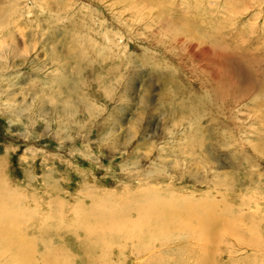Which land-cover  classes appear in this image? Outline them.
Segmentation results:
<instances>
[{
	"label": "rangeland",
	"instance_id": "obj_1",
	"mask_svg": "<svg viewBox=\"0 0 264 264\" xmlns=\"http://www.w3.org/2000/svg\"><path fill=\"white\" fill-rule=\"evenodd\" d=\"M244 1L0 0V207L37 259L54 245L79 262L73 243L82 264H144L143 246L188 264L174 225L164 245L94 244L155 193L181 212L226 201L224 222L264 233V1ZM66 98L76 116L58 115ZM230 244L264 264V247Z\"/></svg>",
	"mask_w": 264,
	"mask_h": 264
},
{
	"label": "bare ground",
	"instance_id": "obj_2",
	"mask_svg": "<svg viewBox=\"0 0 264 264\" xmlns=\"http://www.w3.org/2000/svg\"><path fill=\"white\" fill-rule=\"evenodd\" d=\"M233 9H235V8L232 7V10ZM203 41L204 40H202V42ZM190 48H192V47H190ZM208 50H210V49H208ZM217 57H218V55H217ZM69 96H71V95H69ZM73 97H74V95H73ZM67 99L68 98H66L63 101L64 105L62 104L63 108L61 109V111H59L57 109L58 115L61 116V115L65 114L66 116H76V112L78 110V108L75 107L76 103L74 101H69ZM49 101H51V100H49ZM87 101H85V99H84L82 105L85 107L86 110L92 112L93 111V105L91 104L92 102L89 104V102H87ZM71 103L73 104L74 107H72V108H74V109L68 108L69 105H71ZM84 107H82V108H84ZM149 195H150L151 199H150ZM149 195H148V197L151 200L150 201L151 207H149L144 214H141L142 212H139L138 216L135 219L132 216H127V218L129 217V219L125 218L124 220L126 222L123 225L115 223L116 225L114 227H113L112 223L107 224L105 226L102 223L104 226V231H107L109 234L114 233L113 234L114 239H113V241H111L112 239L108 240V236L107 237L102 236L100 238V241H99V239H97L98 241L96 240L97 242H95L94 244L95 245L100 244V249L104 250V249H106L107 246H110L111 248H113L114 245L115 246L116 245L125 246V243L127 242L128 239L131 240L129 242H135L134 238L137 236H141L142 234L156 233L157 236H159L161 238L160 244L164 245L166 240H170V237H168L164 234L166 231H169V230L172 231L171 226L174 225L177 228V230L179 231L180 236H182V238L187 237L190 240H194V242L192 243V248H191L192 251L190 250L189 254L187 253L189 255V257L187 258V261H185V262L188 264H239L242 261V259L235 255L236 251L234 252L232 247L230 246L231 245L230 243H232V242H233V246H234L233 248L236 249L237 245L240 244L241 245L240 248L246 249L248 251L252 250L253 253L260 251L264 247V243L262 244V242L264 241V235H263L264 233H262L258 227L254 228V226H256V224L252 228L253 229L252 236H248V235L246 236L244 234V232H242V230L240 229L241 227L239 228V225H236V223H235L236 220L237 221L239 220L238 217L236 218V216H232V217H230L231 218L230 222H228V223L224 222V220H226V219H224L225 216L222 213H227V211L229 210V207H224L221 204L223 202H226V201H222L220 204V202L219 203L209 202V201H206L207 199H205L204 202L200 205L190 206L188 212H181L180 210H177V206H175V204L173 202H171V200H169V198H166L163 196H161V198L157 197L160 195L157 193H155L153 196H151L152 194H149ZM140 201H141V199H140ZM144 203H145V201H144ZM147 206H149V205H147ZM141 207L143 208V205H141L140 208ZM59 211H61V210L59 209ZM239 211H241V210H239ZM7 214L8 213H6V215ZM6 215H5V211L3 210V208L0 207V264H65L67 262L66 261V262L62 263V261L60 259V255L56 252V248L54 247V245H51V247H52L51 253H49V254L41 253L39 255V259H37V257H36V253H37L36 247L37 246H35L34 244L31 243L33 240L29 236L22 234V232L20 230L22 226L19 222L12 220L11 218H9ZM5 216L8 218H6ZM94 216H95V214H94ZM106 217H107V215H106ZM230 218L227 220L229 221ZM247 219H249V217ZM117 221H119V220H117ZM251 224H253V221ZM84 226H82V225L80 226V223L77 222V224H75V228L72 226L75 230L73 232L80 235L81 234L80 230H82ZM79 228H81V229L79 230ZM98 228H99V226H98ZM100 228H101V226H100ZM182 228H184V229H182ZM85 229H86V227H85ZM181 231L182 232L184 231L183 233H185V234L181 235L182 234ZM98 233L101 234L100 231ZM246 233H248V232H246ZM105 234H106V232H105ZM88 235H89V233H88ZM183 236H185V237H183ZM231 238H232V242H230ZM91 239H93V238H91ZM115 239H117V240H115ZM92 241H94V240H92ZM234 241H236V243ZM216 243H218L220 245L218 247L220 249H218V250L215 249V247L218 245ZM92 249L94 251H97L94 248H92ZM63 250H65V249H63ZM165 250H167V249L162 248V249L157 250V251H152L151 248L148 246H143L141 248L136 247V251L140 254L142 253V251L147 252V254H146L147 260L144 262V264H159V263H156L157 261H155V260H157L159 258V256H161V258H162ZM70 251L75 252V253L71 252L72 255L78 256V254H79L83 259V260H79V262L74 261V264H82L84 262L85 250H84L83 246H79L78 244L72 243V245L70 244ZM238 251H239V247H238ZM240 251H241V249H240ZM62 252L63 251H61V253ZM184 253H186V252H184ZM63 254L65 255L64 252H63ZM63 254H61V255H63ZM173 258H178V257L174 256ZM168 260H169V258H168ZM183 261H182V264H184ZM168 263H171V262L169 261Z\"/></svg>",
	"mask_w": 264,
	"mask_h": 264
}]
</instances>
